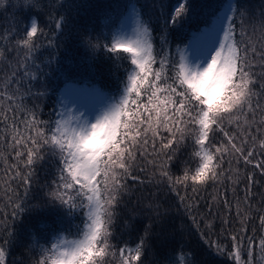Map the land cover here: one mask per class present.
Returning <instances> with one entry per match:
<instances>
[{"label":"snow or ice","instance_id":"1","mask_svg":"<svg viewBox=\"0 0 264 264\" xmlns=\"http://www.w3.org/2000/svg\"><path fill=\"white\" fill-rule=\"evenodd\" d=\"M90 7L0 0V264L16 225L45 209L50 222L28 229L31 264H145L173 207L212 255L264 264V0H114L97 13L99 31L76 21ZM193 20L173 48L172 31ZM73 38L86 55L61 59ZM101 56L112 92L77 79ZM209 185L222 191L201 213L196 194ZM168 193L179 204L164 207ZM125 213V231L148 220L134 245L116 234ZM209 217L221 219L220 234ZM175 251L197 264L183 245ZM175 251L163 264H176Z\"/></svg>","mask_w":264,"mask_h":264},{"label":"trees","instance_id":"2","mask_svg":"<svg viewBox=\"0 0 264 264\" xmlns=\"http://www.w3.org/2000/svg\"><path fill=\"white\" fill-rule=\"evenodd\" d=\"M114 0H80V3L91 5L92 7L88 9H80V14L76 17V21L82 26L86 27L92 25L95 27L96 31L100 30V20L97 15L99 9L103 8L105 5L113 3ZM146 2L151 3V0H146ZM171 2V0H170ZM218 0H194V3L199 8L202 5L214 4ZM261 0H244V3L248 4L250 7H257L260 4ZM7 7V3L5 4ZM9 13L12 9L9 8ZM203 19V17H199ZM41 26L44 25V18L41 17ZM197 27V21L193 20L188 25L185 26L184 30H173L171 33V40L173 48L176 43L181 45L187 41L188 33L194 31ZM54 28V25L52 26ZM95 34V33H94ZM157 36H159V27L157 26ZM68 53H73L77 58L80 56H85V50L80 47L75 38L68 40L59 48V55L61 59H64ZM48 52H42V56H47ZM110 62L104 61L103 56L99 60L93 62L94 72H89L87 70L81 72L77 79L84 81L85 83H94L97 86L101 87L104 91L112 92L116 89L117 83L110 74ZM123 77V73H120ZM62 86V85H61ZM54 97H50L43 105L42 118L48 119V114L52 107V101ZM177 175L179 171L174 169ZM40 183H44L47 178L46 175L41 172ZM243 186H241V196L243 195L242 191ZM218 190L215 186L209 185L206 191H203L199 194H196V198L199 201L197 207L200 208V212L204 213L208 210L206 201H211L212 196L218 193ZM261 191H264V187L261 188ZM188 196H192L193 193L189 188L187 193ZM181 195H185L184 191L181 190ZM229 199L234 198V193L229 187L228 190ZM162 202L164 207L169 205L179 204V198L176 196V193H168L162 197ZM222 203V202H221ZM235 214V209H233V215ZM222 215V213H221ZM51 212L48 209L37 211L32 213L30 216H27L23 223L16 225V230L18 234L17 242L10 249V255L8 256V264H12L13 261L16 264H20L21 261H24V264H31L32 254L28 251V229L36 230L41 220L45 222H50L49 217ZM128 218V214L125 213L122 215L117 227L116 234L120 238V243L128 241L130 245H134L140 233L143 231V227L148 223L147 219H142L137 217L134 221L133 228L131 230H122L124 220ZM213 223V231L216 234L221 233V219L209 217ZM79 223V219L75 221ZM238 223V222H237ZM204 221H201V228H204ZM206 230V229H205ZM154 231L161 233L159 238H154L152 241V253L145 256V264H156V261H161L163 264L164 257H166L170 250L175 251L180 245L184 246L185 252L193 254L197 261V264H232V261L228 259L227 256L220 257L219 255H212L207 251L206 245L201 240L199 232L196 231L195 226L192 224L191 219L187 216H184L182 213H177L175 207L172 208L171 214L166 218L165 223L161 227L160 225L155 226ZM72 238V237H69ZM215 239V237H213ZM221 243H225L221 239ZM176 264H183L184 253L175 251Z\"/></svg>","mask_w":264,"mask_h":264},{"label":"rangeland","instance_id":"3","mask_svg":"<svg viewBox=\"0 0 264 264\" xmlns=\"http://www.w3.org/2000/svg\"><path fill=\"white\" fill-rule=\"evenodd\" d=\"M186 42H187V41H186ZM186 42H185V43H186ZM182 45H183V44H182Z\"/></svg>","mask_w":264,"mask_h":264}]
</instances>
